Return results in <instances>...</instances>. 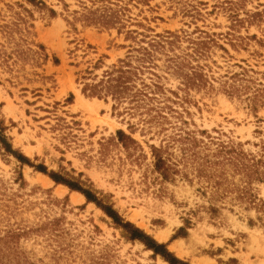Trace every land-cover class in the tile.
I'll list each match as a JSON object with an SVG mask.
<instances>
[{"label": "rangeland", "instance_id": "obj_1", "mask_svg": "<svg viewBox=\"0 0 264 264\" xmlns=\"http://www.w3.org/2000/svg\"><path fill=\"white\" fill-rule=\"evenodd\" d=\"M222 144L264 152V0H0V264H171L134 227L264 264V180Z\"/></svg>", "mask_w": 264, "mask_h": 264}, {"label": "trees", "instance_id": "obj_2", "mask_svg": "<svg viewBox=\"0 0 264 264\" xmlns=\"http://www.w3.org/2000/svg\"><path fill=\"white\" fill-rule=\"evenodd\" d=\"M130 69H124L123 67L115 69V72H109L108 78L106 80H101L98 84L104 88L107 92H111L116 97H122L124 93L127 92V90L130 88L126 83L129 81V77L127 74L130 72ZM237 76V75H233ZM98 85H95V87ZM93 94H96V92H93ZM119 138L120 141L126 145L124 141V137H127L126 134L123 131H119ZM128 139L131 140V138L128 136ZM235 150L233 148H229L227 145L222 144V148L219 149L218 153H224L225 158H229L230 162L234 164V166L243 172H245L249 176H255L256 178L260 180H264V152L259 157H253V158H247L244 154V152L231 154ZM231 154V155H230ZM19 158L24 157L22 155H17ZM24 159V158H21ZM213 163V162H210ZM157 168L162 170V173L165 177L168 176L169 173V165H166L165 160L162 158V156L157 154V162H156ZM43 171L46 172L45 166H42ZM51 176L56 181H62L66 184H68L71 188L78 189L82 191L88 199L94 200L99 206H101L109 216H111L115 222L125 226L130 227V222H123V219L119 216V214L111 207L105 206L98 200V198H94V196L91 194V191L84 189L77 183H73L69 180H66L59 176L58 174L51 172ZM130 229V228H129ZM132 237L138 238L141 241H143L149 248H152L155 253L161 254L164 258H166L171 264H186L185 262L177 259L175 256L171 254L166 249V246L162 243H158L156 240H154L151 236L147 235L145 232L140 230L139 228H135L131 230Z\"/></svg>", "mask_w": 264, "mask_h": 264}, {"label": "bare ground", "instance_id": "obj_3", "mask_svg": "<svg viewBox=\"0 0 264 264\" xmlns=\"http://www.w3.org/2000/svg\"><path fill=\"white\" fill-rule=\"evenodd\" d=\"M77 197H78V196L74 195V196H73V199L76 201V200H77ZM82 197H83V196H82ZM83 198H84V197H83ZM165 236H166V235H165ZM162 237H163V236H162ZM158 238H159V237H158ZM160 239H161V238H160ZM163 239H164V237H163ZM161 260H162V259H161ZM163 262L166 263L165 261H163Z\"/></svg>", "mask_w": 264, "mask_h": 264}]
</instances>
